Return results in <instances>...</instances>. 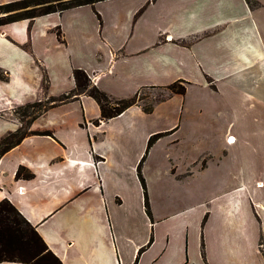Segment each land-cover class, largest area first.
<instances>
[{
    "label": "crops",
    "instance_id": "obj_1",
    "mask_svg": "<svg viewBox=\"0 0 264 264\" xmlns=\"http://www.w3.org/2000/svg\"><path fill=\"white\" fill-rule=\"evenodd\" d=\"M248 1L104 0L0 26V139L46 103L0 157V202L61 264H204L201 244L205 264H264V0ZM75 69L113 100L164 95L101 120L85 94L52 102Z\"/></svg>",
    "mask_w": 264,
    "mask_h": 264
},
{
    "label": "trees",
    "instance_id": "obj_2",
    "mask_svg": "<svg viewBox=\"0 0 264 264\" xmlns=\"http://www.w3.org/2000/svg\"><path fill=\"white\" fill-rule=\"evenodd\" d=\"M104 0H17L4 4H0V26L22 21L32 20L37 17L45 16L52 13H60L62 11L81 7L91 6L96 2ZM249 3L248 0H246ZM57 37L59 33H57ZM74 81V90L70 95L53 99L54 104L66 101L72 96L85 94L91 97L99 107L100 119L109 120L117 117L126 109L137 104L140 101L139 94L136 93L132 98L125 100H113L105 93L91 85L87 75L78 69L72 71ZM171 94L183 95L184 88L177 84H172L166 88ZM153 103L148 106H142L145 113H150ZM34 104H27L14 111V115L18 111H24L23 114L29 120L26 125L36 116V114L26 115L27 109L32 108ZM46 107H44L45 109ZM22 122V121H21ZM27 133H22L21 128L15 133L9 134L0 139V157L8 150L19 144L20 140ZM159 135L152 136L146 143L145 152L157 140ZM140 177V184L143 190V207L145 214L149 217L148 200L146 187L143 179ZM15 178L29 180L32 175L24 168H19L15 172ZM200 255L203 263V245H200ZM19 263V264H61L59 260L53 256L44 244L42 239L36 233L35 229L23 219L19 213L6 201L0 202V263Z\"/></svg>",
    "mask_w": 264,
    "mask_h": 264
},
{
    "label": "rangeland",
    "instance_id": "obj_3",
    "mask_svg": "<svg viewBox=\"0 0 264 264\" xmlns=\"http://www.w3.org/2000/svg\"><path fill=\"white\" fill-rule=\"evenodd\" d=\"M164 95V93L162 91H158V90H146V91H142L139 94V98L140 101H138V103L141 106H148L149 104L152 103L153 98L158 99L160 96ZM43 107H46V103L44 105H34L32 108H29L26 110L25 114L26 115H30V117L34 114H36L39 110H41ZM23 110L22 111H18V114L16 115L17 120L20 122L21 125V132L25 133L26 132V122L29 121L26 116H24L23 114ZM22 121V122H21ZM145 187H146V194L148 197V190H147V185L145 183Z\"/></svg>",
    "mask_w": 264,
    "mask_h": 264
},
{
    "label": "built area",
    "instance_id": "obj_4",
    "mask_svg": "<svg viewBox=\"0 0 264 264\" xmlns=\"http://www.w3.org/2000/svg\"><path fill=\"white\" fill-rule=\"evenodd\" d=\"M227 142H228V143H231V142H232L231 137H229V138L227 139Z\"/></svg>",
    "mask_w": 264,
    "mask_h": 264
}]
</instances>
